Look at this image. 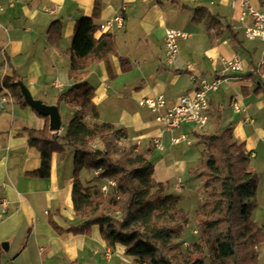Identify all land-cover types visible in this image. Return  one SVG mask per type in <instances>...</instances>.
<instances>
[{
  "label": "crops",
  "instance_id": "crops-1",
  "mask_svg": "<svg viewBox=\"0 0 264 264\" xmlns=\"http://www.w3.org/2000/svg\"><path fill=\"white\" fill-rule=\"evenodd\" d=\"M94 1L16 0L8 7L6 0H0V6H6L0 12V79L16 75L33 99L55 106L60 126L52 131L60 135L77 109L65 97V92L78 82L68 75L75 21L92 15ZM249 1L253 8L264 12V0ZM178 2L101 0L94 36L110 33L115 39L117 54L109 58L113 77L102 62H93L81 81L94 89L92 101L97 107V120L126 128L129 142L147 148L149 159L157 156L166 168L174 162L188 171L193 164L200 163L206 143L195 134L214 133L215 112H219L220 129H229L233 138L243 143L250 167L258 175L257 205L251 218L264 234V33L254 38L245 35L252 20L249 16L241 19L238 2L234 5L232 0ZM198 6L208 9L222 26L207 28L204 18L193 23V9ZM118 14L124 19L121 27L112 22L104 29L99 28L100 23L112 21ZM54 20L61 22V37L50 45L47 31ZM166 29L185 33L178 38L179 52L172 62H167L164 56ZM120 58L129 60L128 70H121ZM235 58L240 60L242 70L225 69V62ZM260 68L261 72L255 71ZM192 73L220 79L217 88L208 93L209 121L204 128L191 130V146L171 145L170 134L162 133V127L155 121L156 114L140 107L138 101L164 94L171 104L193 89ZM232 102L239 104L238 110ZM44 125V117L30 105L20 106L14 98L0 110V198L7 202L6 212L0 213V245L5 244L1 264L131 263L135 257L124 254L123 245H109L103 240L96 224L86 234L58 233L54 228L78 225L81 220L75 216L71 199L72 148L63 154L53 153L50 177L26 175L40 167L41 159L39 152L27 144L23 129L39 130ZM187 128H180L175 134L188 131ZM156 141H161V147ZM96 174V170L84 169L79 179L84 185H98L91 181ZM177 180L173 182L171 176L157 182L169 189L167 193L182 196V178ZM168 181L173 182L169 188ZM184 185L191 190V181ZM98 186L108 190L112 187L109 180ZM256 253L258 264H264V241L256 246Z\"/></svg>",
  "mask_w": 264,
  "mask_h": 264
},
{
  "label": "trees",
  "instance_id": "trees-1",
  "mask_svg": "<svg viewBox=\"0 0 264 264\" xmlns=\"http://www.w3.org/2000/svg\"><path fill=\"white\" fill-rule=\"evenodd\" d=\"M100 4L101 0H95L92 15L75 21L68 75L78 82L65 92V97L77 109L64 134L50 130L48 116L37 111L45 118L43 128L23 129L27 144L39 152L41 159L40 167L26 172L27 176L50 177L53 153L63 154L67 148L74 151L71 199L81 223L54 228L58 233L86 234L96 224L103 240L109 245H123L124 254L134 256L137 264H206L205 260L208 264H258L255 249L264 241V234L251 218L257 205L258 175L250 167L243 143L236 141L229 129H220L219 112H215V132L201 135L206 145L197 174L207 198L195 213L200 241L193 245L194 249L185 251L178 250L174 242L187 221L186 212L179 207L180 196L164 193L163 183L153 179L149 150L130 143L126 128L97 120L94 89L81 78L93 62H102L113 77L109 58L117 54L113 35L94 36ZM193 11V23L204 18L207 28L222 26L208 9L198 6ZM47 33L48 43L55 45L61 37V22L52 21ZM230 34L235 39L231 30ZM119 62L122 71L131 66L126 58ZM4 89L20 106H29L16 75L0 79V93ZM84 169L96 170L94 179L98 182L113 181L111 190L104 193L95 188L97 184H82L79 175ZM1 253L0 245V264Z\"/></svg>",
  "mask_w": 264,
  "mask_h": 264
},
{
  "label": "built area",
  "instance_id": "built-area-1",
  "mask_svg": "<svg viewBox=\"0 0 264 264\" xmlns=\"http://www.w3.org/2000/svg\"><path fill=\"white\" fill-rule=\"evenodd\" d=\"M16 0H6L7 6L14 5ZM238 2L241 8V19L249 16L252 20L251 24L245 28V35L248 38H254L262 36L264 33V12H260L253 8L249 0H232L234 5ZM6 6H0V12L5 10ZM123 16L118 14L112 21L102 22L99 25L100 29H104L110 23L117 24L118 27L123 25ZM185 33L179 32L174 29H166L164 33V56L167 62H172L179 52L178 38L184 37ZM225 69L239 72L242 70L241 62L238 58L226 61L224 64ZM260 69L255 71L261 72ZM191 79L193 82V89L190 92L183 93L172 102L168 103L164 94H159L154 97H147L140 99L138 105L146 108L156 114L155 121L162 127L161 132L166 131L170 134L171 145L185 144L191 145L192 139L189 133L191 130H200L206 126L209 121L210 109L208 101V93L217 88L220 79L218 77L207 78L199 74L192 73ZM13 97L10 93L4 89L0 93V110L4 108L5 103L11 100ZM232 106L235 110L239 109L237 102H232ZM187 126L185 132L175 134L176 130ZM159 139L160 137H156ZM157 142V141H156ZM158 147H161V141L157 142ZM109 183L113 186L114 182L109 180ZM101 191L106 193L109 190L105 187H101ZM6 200L0 198V213L6 212Z\"/></svg>",
  "mask_w": 264,
  "mask_h": 264
},
{
  "label": "rangeland",
  "instance_id": "rangeland-1",
  "mask_svg": "<svg viewBox=\"0 0 264 264\" xmlns=\"http://www.w3.org/2000/svg\"><path fill=\"white\" fill-rule=\"evenodd\" d=\"M202 133L203 132H200L195 135L201 139ZM196 144H199V143H194V146H197ZM201 154H203V152ZM156 157L157 156L150 157V160L153 162V165H154L153 179L155 181H166L170 179L172 176L173 182L177 183L178 182L177 178H182L180 191L184 192V195H182L183 197L178 195L180 196L179 207L182 208L186 212L187 221L183 225L180 232L175 236L174 242L178 250H182V251H185L187 249L192 250L194 249L193 245L200 241V235H201L200 226L196 221L195 213L207 198V191L204 188L201 178L197 174L200 168V163L193 164L187 171L186 169L183 168L182 165L175 164L174 162H171L169 166L166 168L165 164L161 160H158L159 158H156ZM93 180L96 183H99L98 185H100L101 182H98L95 179H92L91 181ZM188 181H191L190 191L186 189L184 185V183ZM169 182L170 181L166 183L168 185V188L169 186L171 187L173 183L172 182L171 184H169ZM98 185L95 188H100L101 190V186L99 187ZM184 188L186 190H184ZM167 191H169V189L165 188L164 190L165 194H172V193H167ZM174 195H177V194H174ZM205 262L206 264H208L207 260H205ZM123 264H137V263H136V259H134L131 263H123Z\"/></svg>",
  "mask_w": 264,
  "mask_h": 264
},
{
  "label": "water",
  "instance_id": "water-1",
  "mask_svg": "<svg viewBox=\"0 0 264 264\" xmlns=\"http://www.w3.org/2000/svg\"><path fill=\"white\" fill-rule=\"evenodd\" d=\"M20 92L24 98V100L38 113L48 116L49 117V129L50 130H57L59 129L60 122H59V114L58 110L55 106H47L43 103H41L37 99H33L27 90V88L22 84L19 83L18 80L16 79ZM3 248H5V244L1 245Z\"/></svg>",
  "mask_w": 264,
  "mask_h": 264
}]
</instances>
